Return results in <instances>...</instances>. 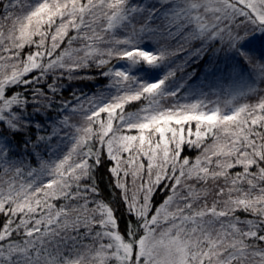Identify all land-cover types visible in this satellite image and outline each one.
I'll list each match as a JSON object with an SVG mask.
<instances>
[{
  "label": "snow or ice",
  "instance_id": "snow-or-ice-1",
  "mask_svg": "<svg viewBox=\"0 0 264 264\" xmlns=\"http://www.w3.org/2000/svg\"><path fill=\"white\" fill-rule=\"evenodd\" d=\"M0 264H264V0H0Z\"/></svg>",
  "mask_w": 264,
  "mask_h": 264
}]
</instances>
